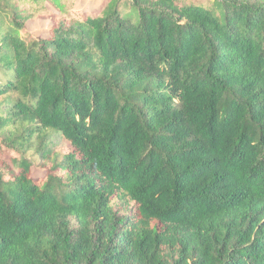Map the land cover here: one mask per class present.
Instances as JSON below:
<instances>
[{
	"label": "trees",
	"instance_id": "trees-1",
	"mask_svg": "<svg viewBox=\"0 0 264 264\" xmlns=\"http://www.w3.org/2000/svg\"><path fill=\"white\" fill-rule=\"evenodd\" d=\"M75 3L0 0V264H264V0Z\"/></svg>",
	"mask_w": 264,
	"mask_h": 264
},
{
	"label": "rangeland",
	"instance_id": "rangeland-1",
	"mask_svg": "<svg viewBox=\"0 0 264 264\" xmlns=\"http://www.w3.org/2000/svg\"><path fill=\"white\" fill-rule=\"evenodd\" d=\"M104 0H76L75 3V9L79 10L82 13H86L94 9L95 7L99 6ZM198 2H209L210 0H197ZM254 3L260 2V0H252ZM47 6L50 10L53 11V13L59 14V10H57L50 2H47ZM23 8H26L25 5H23ZM29 31L40 34L44 37H50L52 34V28L54 26V17H48V18H37L35 20H29L27 22ZM53 141L56 146L57 151H66L68 149V143L62 139L59 136H54ZM26 157L31 159L32 161L36 162L37 164L41 162L39 159V156L36 154V151L29 150L26 153ZM1 162V158H0ZM45 171L43 170V167L37 165L32 170V174L37 179H40L45 175Z\"/></svg>",
	"mask_w": 264,
	"mask_h": 264
}]
</instances>
